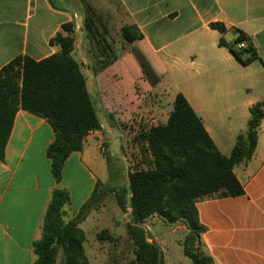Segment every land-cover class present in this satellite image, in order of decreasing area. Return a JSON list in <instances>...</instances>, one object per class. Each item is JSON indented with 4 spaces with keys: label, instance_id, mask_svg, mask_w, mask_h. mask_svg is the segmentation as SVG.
<instances>
[{
    "label": "crops",
    "instance_id": "1",
    "mask_svg": "<svg viewBox=\"0 0 264 264\" xmlns=\"http://www.w3.org/2000/svg\"><path fill=\"white\" fill-rule=\"evenodd\" d=\"M116 2L123 9L125 25H136L141 31L144 39L137 42L158 53L200 30L221 38L220 32L210 27L212 23L226 26L224 37L233 34L230 41L224 38L229 45L240 32L246 35L249 46L258 55L257 60L243 64L228 46L219 45V38L218 48L225 59L212 60L207 79H199L194 92L182 93L203 120L218 149L230 157L238 137L248 132L250 108L264 101V89L258 88L264 83V0ZM79 7V0H0V71L18 56L41 61L58 52L60 48L51 46L50 41L64 24L73 21L74 15L82 22ZM181 20L186 21V27L175 31ZM84 52L83 56L79 54L76 43L75 56L83 65L90 93L94 98L92 88L96 87L98 99L107 104L100 79L102 73L94 72L88 49ZM249 58L250 54L242 55L243 60ZM117 63L111 68L115 70ZM194 67L196 76H203L202 66ZM119 88L120 83L115 80L111 89ZM115 97L116 104H108L106 109L109 107L110 114L119 116L122 99L119 93ZM141 115L147 117L148 111L141 109ZM102 125L101 131L87 137L82 151L71 154L62 181L57 183L47 154L55 139L54 129L39 116L23 110L17 113L5 161L0 160V264H35L33 245L43 235L45 214L55 190L70 193L71 202L64 208V214H71V219L91 198L97 182H101L97 174L101 155L97 150L102 142L111 145L113 140ZM223 147L231 154H224ZM234 172L244 186V195L197 203L200 222L206 228L201 236L204 250L214 259V264H264V119L253 158L235 166ZM76 195L83 198L78 210L71 213Z\"/></svg>",
    "mask_w": 264,
    "mask_h": 264
},
{
    "label": "trees",
    "instance_id": "2",
    "mask_svg": "<svg viewBox=\"0 0 264 264\" xmlns=\"http://www.w3.org/2000/svg\"><path fill=\"white\" fill-rule=\"evenodd\" d=\"M81 1L85 4V38L90 46L103 41L101 51L110 54L113 49L100 38L96 20L92 18L96 11L86 0ZM73 17L50 41L51 46L60 48L58 52L41 61L18 56L0 71V160L5 161L17 113L23 110L39 116L55 132L47 154L57 183L62 181L64 166L71 154L82 151L87 137L103 129L83 65L75 56L79 22L77 15ZM210 27L220 32L219 45L228 46L240 62L248 65L258 59L251 46L237 50L239 43L247 41L244 33L239 31L240 35L229 45L224 39L227 28L223 23H212ZM121 32L127 44L144 39L136 25H125ZM246 53L250 58L243 60L242 55ZM93 70L97 72L94 66ZM173 106L168 122L151 127L145 135L151 165L130 171L127 188L108 189L115 194L121 211L129 215L127 231L135 248V260L131 264H165L162 249L144 226L155 215L170 224L186 223L184 254L193 264H214L201 240L206 228L200 222L197 203L245 194L234 168L248 163L254 156L264 119V101L250 108L248 132L238 137L230 157L221 153L203 120L182 93L177 94ZM103 188L106 189L97 182L91 198L69 222L63 216L64 208L71 202L70 193L60 189L53 192L42 238L33 245L35 264H90L84 249L85 232L80 225L91 206L105 198L107 191ZM60 252L64 257L62 263L57 261Z\"/></svg>",
    "mask_w": 264,
    "mask_h": 264
},
{
    "label": "rangeland",
    "instance_id": "3",
    "mask_svg": "<svg viewBox=\"0 0 264 264\" xmlns=\"http://www.w3.org/2000/svg\"><path fill=\"white\" fill-rule=\"evenodd\" d=\"M86 3L96 11L95 17L91 13L90 16L96 20L100 38L113 49L105 55L101 51L103 41L90 46L83 32L85 4L79 0L82 22L76 33V43L82 56L88 49L91 66L96 68L97 73H102L100 79L107 104L98 99L97 88L92 89L101 122L108 129V137L113 140L111 145L102 142L104 144L97 150L101 155L97 174L106 188H103L107 191L106 196L91 206L80 228L85 232L84 249L90 264H131L135 260V248L127 231L129 215L121 211L115 194L108 189L114 186L127 188L130 171L151 165L146 133L153 126L166 124L174 110L177 94L194 92L198 80L207 79L209 64L214 62L212 60L223 61L225 57L218 48L220 35L205 30L160 53L142 42L127 44L121 32L127 22L124 21L120 4L116 0H86ZM185 27L186 21L181 20L174 30L180 31ZM224 38L230 41L233 34H227ZM116 61L115 70L118 72L111 68ZM195 64L202 66L203 76H196ZM115 80L120 83V90L111 89ZM258 88L264 89V83ZM118 93L122 99L119 102V116L117 113L110 114L109 107L106 109L108 104H116L115 96ZM141 109L148 111L147 117L141 118ZM222 152L231 154L226 147L222 148ZM69 181L72 182L70 178ZM82 198L74 196L71 213L78 210ZM71 217V214L63 216L65 222L71 221ZM144 226L162 249L165 264H193L184 254V241L188 234L186 223L170 224L157 215L148 219ZM63 260V253L60 252L57 261L62 263Z\"/></svg>",
    "mask_w": 264,
    "mask_h": 264
},
{
    "label": "built area",
    "instance_id": "4",
    "mask_svg": "<svg viewBox=\"0 0 264 264\" xmlns=\"http://www.w3.org/2000/svg\"><path fill=\"white\" fill-rule=\"evenodd\" d=\"M237 48H238L239 50H247V49H249V44H248L247 41H242L241 43H239V44L237 45Z\"/></svg>",
    "mask_w": 264,
    "mask_h": 264
}]
</instances>
